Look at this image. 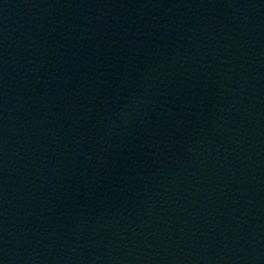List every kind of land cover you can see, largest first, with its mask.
Here are the masks:
<instances>
[{
	"label": "water",
	"instance_id": "95a60500",
	"mask_svg": "<svg viewBox=\"0 0 264 264\" xmlns=\"http://www.w3.org/2000/svg\"><path fill=\"white\" fill-rule=\"evenodd\" d=\"M0 264H264V0H0Z\"/></svg>",
	"mask_w": 264,
	"mask_h": 264
}]
</instances>
